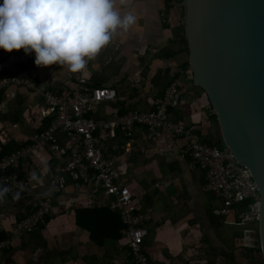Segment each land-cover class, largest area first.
<instances>
[{
  "label": "crops",
  "instance_id": "obj_1",
  "mask_svg": "<svg viewBox=\"0 0 264 264\" xmlns=\"http://www.w3.org/2000/svg\"><path fill=\"white\" fill-rule=\"evenodd\" d=\"M168 3L132 0L123 9L133 11L137 23L128 32L118 33L81 71L87 85L113 87L119 99L102 103L89 115L106 119L115 109L153 111L156 101L177 79L180 92L170 107V118L184 121L200 138L217 137L215 113L207 95L193 85L189 54L180 43L181 20ZM21 51L0 49V61ZM18 72L42 91L63 98L75 89L76 73L65 67H36L33 63ZM44 109V99L37 91L11 87L0 93L2 154L30 145L36 133L47 131L54 118L44 115ZM147 136L146 128L137 130L136 151L130 158L122 157L126 141L120 132L99 135L97 142L105 158H120L121 182L132 193L138 212L153 217L143 244L150 264H262L258 227H240L234 212L229 216L213 213L221 201L205 190L204 173L191 170L189 159L182 156L187 140L166 133L156 140ZM56 138L65 145L63 136L56 134ZM66 162L53 157L48 148L22 162V174L34 187V195L0 200V239L10 238L15 224L34 212L33 199L48 195L50 175ZM32 173L39 179L31 180ZM51 199L53 213L9 250L0 251V264H137L123 243V221L109 208L108 199L88 188H68ZM80 209H96L87 217L93 228L76 223Z\"/></svg>",
  "mask_w": 264,
  "mask_h": 264
},
{
  "label": "built area",
  "instance_id": "obj_2",
  "mask_svg": "<svg viewBox=\"0 0 264 264\" xmlns=\"http://www.w3.org/2000/svg\"><path fill=\"white\" fill-rule=\"evenodd\" d=\"M169 4L173 6L174 0ZM21 50V53L0 61V93L11 87L37 91L44 99V115L53 116L54 121L47 131L36 133L30 145L14 153L2 154L3 143L0 140V184L9 188L5 198L9 201L31 199L34 195V187L29 185L22 174V162L27 158L48 148L53 157L67 162L50 175L48 195L33 199L34 212L15 224L10 238L0 241V251L9 250L17 239L53 213L51 197L65 193L68 188H88L93 194L108 199L109 208L120 215L125 225L123 243L136 263L150 264L143 254V244L149 235L148 224L153 217L149 213L138 212L132 193L121 182L117 166L120 158H105L97 142L99 135L120 132L126 141L122 157L130 158L136 151L134 139L139 128H146L147 137L152 140L161 139L164 133L173 138L186 139L182 156L189 159L191 170L204 173L205 190L221 201L220 206L212 210L213 213L229 216L234 212L237 222L258 224L261 196L250 170L237 163L229 148L204 143L184 121L170 118V107L177 101L180 92L177 79L159 97L153 111L121 112L115 109L106 119H94L89 115L93 109L104 102L119 99L115 88L87 85L80 71L75 74V89L69 97L63 98L53 92L42 91L18 72L24 65L33 64L35 58L34 53L26 55ZM152 50L156 51L155 48ZM56 134L65 138V145L58 143Z\"/></svg>",
  "mask_w": 264,
  "mask_h": 264
},
{
  "label": "water",
  "instance_id": "obj_3",
  "mask_svg": "<svg viewBox=\"0 0 264 264\" xmlns=\"http://www.w3.org/2000/svg\"><path fill=\"white\" fill-rule=\"evenodd\" d=\"M193 85L208 97L223 146L261 196L264 262V0H183Z\"/></svg>",
  "mask_w": 264,
  "mask_h": 264
},
{
  "label": "clouds",
  "instance_id": "obj_4",
  "mask_svg": "<svg viewBox=\"0 0 264 264\" xmlns=\"http://www.w3.org/2000/svg\"><path fill=\"white\" fill-rule=\"evenodd\" d=\"M132 0H0V49L34 53L36 67L85 69L118 34L138 21ZM47 167V162H42ZM31 180H38L32 173ZM9 192L0 184V200Z\"/></svg>",
  "mask_w": 264,
  "mask_h": 264
},
{
  "label": "trees",
  "instance_id": "obj_5",
  "mask_svg": "<svg viewBox=\"0 0 264 264\" xmlns=\"http://www.w3.org/2000/svg\"><path fill=\"white\" fill-rule=\"evenodd\" d=\"M171 0H169V3H170ZM168 2V0H167ZM175 4L173 6H170L169 4V9L170 7L173 8L174 12H175V15L177 16V18L179 19V21L181 19L184 20V7H183V0H174ZM182 38H181V41L180 43L184 46L185 49H187L188 51V48H187V39H186V35H185V28H184V22L182 23ZM201 90V89H200ZM214 119L217 120L216 118V115H214ZM218 124V122H217ZM202 138V136H201ZM202 141L204 143H207L208 145H211V146H215V147H219V148H223V143L221 141V136L220 137H213V138H202ZM93 212H97L96 209H85V210H77L76 211V223L80 226H82V228H86V229H91L93 228V223L90 219H87V217H89L90 213H93ZM119 217L118 218H121L120 215H118ZM124 224V223H123ZM123 228H125V225H123ZM6 235H4L3 238H7V236L5 237ZM0 240H4V239H0ZM259 251H261L260 247L258 246L257 248ZM262 264H264V262H262Z\"/></svg>",
  "mask_w": 264,
  "mask_h": 264
},
{
  "label": "rangeland",
  "instance_id": "obj_6",
  "mask_svg": "<svg viewBox=\"0 0 264 264\" xmlns=\"http://www.w3.org/2000/svg\"><path fill=\"white\" fill-rule=\"evenodd\" d=\"M218 137H220V133H218ZM240 224V227H247L249 224H254L253 226L254 227H258V225H256V223H239ZM257 242H258V245H259V240H258V237H257Z\"/></svg>",
  "mask_w": 264,
  "mask_h": 264
}]
</instances>
